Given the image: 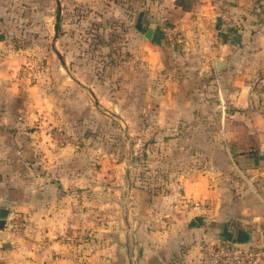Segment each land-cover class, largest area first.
I'll return each instance as SVG.
<instances>
[{
	"label": "rangeland",
	"instance_id": "obj_1",
	"mask_svg": "<svg viewBox=\"0 0 264 264\" xmlns=\"http://www.w3.org/2000/svg\"><path fill=\"white\" fill-rule=\"evenodd\" d=\"M47 1L0 0V43L15 52L0 61L17 68L0 87V128L32 148L11 167V231L18 247L29 236L46 243L50 264H129L128 223L133 264H149L172 210L171 179L201 136L172 131L176 86L123 50L135 3Z\"/></svg>",
	"mask_w": 264,
	"mask_h": 264
},
{
	"label": "crops",
	"instance_id": "obj_2",
	"mask_svg": "<svg viewBox=\"0 0 264 264\" xmlns=\"http://www.w3.org/2000/svg\"><path fill=\"white\" fill-rule=\"evenodd\" d=\"M55 1L45 5L59 6ZM128 1L137 8L125 17L123 50L176 86V95L170 99L182 103L171 113L177 124L172 131L186 129L201 136L186 146L193 154L181 164L185 170L180 168L171 179L175 184L170 194L173 201L169 199L172 210L162 219L167 225L159 248L144 261L208 264L207 245L262 242L264 0ZM109 3L115 6L116 0ZM149 29L153 30L151 40L146 38ZM1 44L5 56L15 54ZM11 69L17 70L0 61V87L15 80ZM215 71L221 73L219 91L212 82ZM183 88H188L185 97ZM212 120H218L217 124ZM211 134H217L218 141L211 142ZM28 149L32 148L23 147L8 128H0V211L8 204L9 215L19 196L11 167L19 164V156ZM32 189L34 201L38 197ZM31 200L26 206L31 207ZM8 219L0 229V264H50L47 253L39 250L46 249V243L36 242L33 236L24 237L19 242L25 247H18L19 235L11 231Z\"/></svg>",
	"mask_w": 264,
	"mask_h": 264
},
{
	"label": "built area",
	"instance_id": "obj_3",
	"mask_svg": "<svg viewBox=\"0 0 264 264\" xmlns=\"http://www.w3.org/2000/svg\"><path fill=\"white\" fill-rule=\"evenodd\" d=\"M212 82L219 91L221 86L219 71L213 72ZM204 253L208 264H264V240L251 246L234 243L207 245Z\"/></svg>",
	"mask_w": 264,
	"mask_h": 264
},
{
	"label": "water",
	"instance_id": "obj_4",
	"mask_svg": "<svg viewBox=\"0 0 264 264\" xmlns=\"http://www.w3.org/2000/svg\"><path fill=\"white\" fill-rule=\"evenodd\" d=\"M152 36H153V30L149 29L147 34H146V38L151 40ZM221 64H222V62L219 61L218 66L220 67ZM8 217H9V205L5 204L3 209L0 211V229L5 228V223H6V220L8 219ZM126 224H127V230H128L127 231V237H126L128 260H129V264H133V258L130 256V251H129V225H128V223H126Z\"/></svg>",
	"mask_w": 264,
	"mask_h": 264
}]
</instances>
